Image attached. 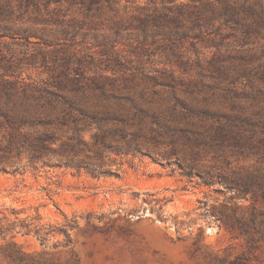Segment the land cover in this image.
<instances>
[{
  "label": "rangeland",
  "instance_id": "1",
  "mask_svg": "<svg viewBox=\"0 0 264 264\" xmlns=\"http://www.w3.org/2000/svg\"><path fill=\"white\" fill-rule=\"evenodd\" d=\"M206 2L217 7L0 0L11 10V33L32 35L0 37L4 110L11 113L23 91L58 92L65 58L68 76L83 71L92 99L96 84L109 95L142 92L167 113L177 103L181 121L171 124L172 137L163 130L157 144H145L151 154L103 150L93 138L101 129L83 131L88 147L79 157H94L105 173L0 151V264H264V25L247 32L243 21L188 15L195 7L209 15ZM162 7L184 14L154 20V8L172 16ZM0 120L4 146L10 127ZM71 133V124L58 128L52 147ZM176 158L201 173L188 176Z\"/></svg>",
  "mask_w": 264,
  "mask_h": 264
},
{
  "label": "trees",
  "instance_id": "2",
  "mask_svg": "<svg viewBox=\"0 0 264 264\" xmlns=\"http://www.w3.org/2000/svg\"><path fill=\"white\" fill-rule=\"evenodd\" d=\"M100 1L88 0V9L90 5H98ZM105 1L111 3V0ZM112 2L114 3V0ZM213 2L217 7L213 6L211 2H206L211 7L209 15H206L205 8L200 7H195L196 10H191L188 15L194 14L197 17L196 19L221 17L226 22L238 23L243 21L244 31L247 32L256 25H264V5L261 0H256L254 3L247 0L241 3L237 0H213ZM109 6L113 7L111 4ZM162 9L169 11L172 16L168 17L167 14L158 12L154 8V14L152 15L154 20L166 17L171 19L167 22H174L184 14L179 11L178 13L174 12L172 7H162ZM10 14L11 10L8 4L0 5V37L8 36L14 40L20 38L28 40L32 35H21L16 29L11 33L14 26L7 23ZM175 28L178 29L179 26L176 25ZM170 31L172 32V30ZM33 34L37 38H43L41 34ZM61 60L67 63L64 70L66 80L60 81L58 92L45 87L40 95L29 96L27 91H23L24 97L16 100V104L11 108V113L4 110L0 105V115L4 116V122L10 127L7 144L3 146L0 139V151H3V154H11V157H17L25 153L31 162L41 160L43 165L55 163L57 166L83 168L96 174L110 171H101L95 165L94 157H79L83 148L88 147V144L82 139L81 133L92 125H96L98 129H101V133L95 132L93 138L94 143L100 144L99 148L103 150H124L125 152L151 154V150L145 145L147 142L157 144L159 142L158 136L161 135L163 130L167 133L170 132L168 134L170 137L174 135V128L171 124L181 122L180 118H175L179 114L177 103H174L169 108L170 112L167 113L166 110L162 109V103L157 102V107L153 108L152 104L155 103V100H145L142 92L138 95L131 93L109 95L103 84L92 86V89L99 91L95 94L97 95L96 99H92L86 92L87 87L91 88V86L85 80L83 71L77 68L76 74L68 76L67 65L69 60H65V58ZM31 99L34 101H31ZM173 118L175 119L172 122L168 120ZM186 118L187 116L183 115L182 119ZM69 124L72 125V133L67 137L68 140L61 142L59 149L56 150L52 147V143L57 139L55 136L56 131L58 128H63V126ZM106 124H110L108 130H104ZM2 126L3 121L0 120V128ZM38 127L40 128L37 129ZM109 135L118 136L119 139H114V141L124 142V145H112L113 139H107ZM169 143L174 144L175 140L172 139ZM171 151H174V149ZM53 154L58 156L55 162H52L51 156ZM95 154H98V151ZM161 156L168 158L170 155L162 154ZM175 162L188 176H191L193 169L197 170L196 173H201L194 163L184 164L177 158ZM234 184L237 186L236 183Z\"/></svg>",
  "mask_w": 264,
  "mask_h": 264
}]
</instances>
